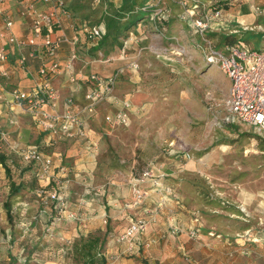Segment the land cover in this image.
<instances>
[{
    "label": "rangeland",
    "instance_id": "374dc122",
    "mask_svg": "<svg viewBox=\"0 0 264 264\" xmlns=\"http://www.w3.org/2000/svg\"><path fill=\"white\" fill-rule=\"evenodd\" d=\"M177 1L170 7L161 0L164 10L153 16L156 23L175 10L176 24L171 31L154 30L151 19L139 22L120 38L119 46L109 47L105 53L100 49L93 58L102 64L118 62L110 74L101 76L113 78V97L127 100L129 106L125 124L98 121L94 138L83 139L88 141L91 154L85 153L82 161L91 160V170H77L72 154H62L56 160L49 149L38 147L51 158L47 176L39 179L37 164L25 162L19 155L20 148L35 144L34 139L10 148L0 138V154L5 156L10 178L24 183L11 198V220H6L3 208L0 210V264H77L72 259V243L79 236H101L105 229L114 228L108 217L110 200L121 199L118 194L144 169L154 174L171 173L163 179L173 181L175 206L185 212L176 217L173 214L170 228H177V235L184 232L194 243L186 249L164 252L165 258H175L178 264H203L210 258L208 253L215 256L220 250L223 232L240 229L244 236L255 232L256 241L251 243L256 244V250L249 257L263 264L264 151L258 146L264 145V132L242 124L229 129L220 121L227 78L216 66L204 65L199 37L185 13L191 8L187 5L184 9ZM216 1L223 4L220 18L205 32L213 34L211 41L216 43L221 34L239 32L245 38L242 45L263 49L264 0L206 2ZM95 2L101 12L115 13L113 0ZM239 2L250 4L252 10L237 14L234 6ZM255 6L262 8L261 12H256ZM194 10L191 13L198 15ZM94 25L100 27L91 20L88 28ZM99 30L104 31L102 26ZM101 35L88 41L91 48L101 42ZM257 39L259 45L254 44ZM130 63L136 68L131 69ZM101 103L109 112L114 111L112 103ZM7 192L8 178L0 165L1 201ZM52 192L61 199H50ZM60 211L74 212L78 219L65 218ZM56 216L58 219H53ZM52 219L53 224H49ZM247 227L251 229L244 230ZM121 232L106 233L105 241L120 244L115 238Z\"/></svg>",
    "mask_w": 264,
    "mask_h": 264
},
{
    "label": "crops",
    "instance_id": "0c3cea01",
    "mask_svg": "<svg viewBox=\"0 0 264 264\" xmlns=\"http://www.w3.org/2000/svg\"><path fill=\"white\" fill-rule=\"evenodd\" d=\"M95 1L62 0V9L57 11V17L49 31L41 29L40 37L34 38V44L31 46H19L16 42H9L8 37H13L15 41L31 37L29 18L24 13L26 5H30L38 11L49 9L51 6L39 0H1L0 8L11 20V25L6 28L2 15H0V48L4 49L7 55V60L0 64V69H3L8 74V78L5 81L6 91L12 87L27 91L35 86L38 81L37 70L40 64L49 62L42 44L46 37L53 39L59 34H64L68 37L76 35L77 57L71 62L69 72L63 68L67 61L68 44L63 41L54 44V59L57 60L60 66V72L51 77L49 82L55 94L54 111H59L64 107L65 98L68 96L71 97L72 108H79L83 105V90L87 75L90 72L100 75L110 74L113 71V65L118 63L116 61L114 64H102L93 59L97 57L100 49L91 48V42H88L91 38L87 37L85 30L88 27V23L90 25V21L95 20L101 13L102 8ZM120 2L121 0H113V7H118ZM165 2L172 7V3H175V0H165ZM234 9H236L237 14L241 13L242 15L252 10L251 5L245 2L237 3ZM174 11L171 9L169 16V25L171 27L176 24V18L173 17ZM171 27L169 31H171ZM254 44L259 45V39L255 40ZM115 50L116 48L113 49V52ZM20 55L25 56L23 64L17 62ZM69 73L76 76L73 82L68 80ZM6 91L2 92V95L8 100L9 97ZM108 109L110 108L105 103H100L93 114L84 115L86 134L83 139L87 138L90 141L92 140L90 139L91 136L94 138V127L98 121L104 123L103 114L107 111L109 112ZM48 110L50 109L48 108ZM0 133L2 134V140L10 148L19 146L18 144L22 141L24 142L25 139L30 138L34 139L35 144L36 142L39 143V145H36L37 147L49 149L52 155L57 156L55 157L56 160H59L62 154H72L74 167L77 170L81 171L86 169V167H89V170L93 168L91 160L89 163H86L85 160L82 161V156L84 157L85 153L91 154L87 140L68 136L54 144H48L45 134L39 130L36 124V118L26 110L10 103H0ZM35 133L36 136H34ZM76 143L78 144L77 149H74ZM42 153L46 154L44 151ZM169 174L171 173H163L164 177ZM162 182L170 188V193L158 191L157 188H152L145 182L142 186L145 190V197L138 206H129V201L131 200L130 182V185L118 194L121 199L110 200L112 206L108 217L109 219L111 218L110 222L114 228L107 229L109 235L123 230L126 224L134 219L144 220L145 228L120 244L114 243L112 239L106 240L103 254L106 258V264H178L175 258H165L164 252H175L193 246L194 243L187 239L184 232L177 235L171 231L170 226L173 224L174 216L182 215L181 212H185V210L182 207L177 210L178 208L175 206L177 191L171 184L173 181L165 178ZM238 219L240 220V218ZM181 223L186 225L184 222ZM250 229L251 227H247L244 230ZM249 232L246 236L240 234V229L234 232H223L222 237L219 238L221 242L220 250L217 251L215 256L208 253L207 255H210V258L203 264H259L256 260L249 257L250 252L254 249L256 250L254 246L256 244L252 243L257 238L255 232ZM106 254H109V256ZM194 263L197 264V261Z\"/></svg>",
    "mask_w": 264,
    "mask_h": 264
},
{
    "label": "built area",
    "instance_id": "2783aa9c",
    "mask_svg": "<svg viewBox=\"0 0 264 264\" xmlns=\"http://www.w3.org/2000/svg\"><path fill=\"white\" fill-rule=\"evenodd\" d=\"M51 7L46 10H35L30 5H26L24 13L29 18V29L31 37L15 41L13 37H8L9 42H16L17 45L31 46L34 44L33 39L40 37L41 29L49 31L53 22L57 17V11L62 9V0H39ZM161 2V0H158ZM1 2V0H0ZM184 9L188 5L191 9L185 10L190 20V24L195 34L198 35L202 51V61L204 65H214L223 72L228 80V87L225 97L221 103L222 114L220 121L227 125H247L257 131L264 132V50L247 49L240 44H227L222 48H215L211 40L206 35V29L209 24L221 16V10H206L202 3L197 0H178ZM163 7V6H161ZM158 7L151 12L149 19L154 24L155 12L162 11L164 8ZM145 7H141L144 10ZM199 9V14L191 13ZM256 12H261L262 8L254 7ZM162 15L164 13H161ZM0 15L4 26L8 28L11 20L3 13L0 8ZM193 15V16H192ZM163 19V18H162ZM159 20V18H158ZM88 38L99 35L100 30L97 26H90L85 30ZM65 42L69 46L67 61L63 68L70 71L71 62L77 57V37L76 35L65 36L59 34L53 39L46 37L42 42L45 48V54L49 58V62L41 63L38 70V81L35 86L27 91L17 87H12L6 91L5 81L8 74L0 69V103H10L23 110H26L36 118V124L39 130L45 134L46 142L54 144L63 140L68 136L77 138H85V118L84 115H91L95 112L96 107L103 101L112 103L113 112H107L103 115V121L108 124H125L127 117L125 110L129 103L127 100H120L113 97L111 92L113 78L101 76L95 72H90L84 84L83 100L84 103L79 108H72L71 97L65 98L64 107L59 111H54V90L50 85V78L60 72V66L54 59V44ZM7 60L4 49L0 48V64ZM25 56L20 55L17 59L19 64H23ZM131 69L136 68L135 63H130ZM76 76L69 73L68 80L73 82ZM6 91L9 99L6 100L2 92ZM48 108L50 110H48ZM2 139V134L0 133ZM19 155L25 162L35 163L38 167V178H45L51 166V158L47 154H43L35 144H29L19 149ZM163 174H154L148 169L142 170L137 176L131 179V200L129 206H138L145 197L143 184L147 182L152 188H157L163 193H170V188L163 184ZM49 198L60 200L61 197L52 192ZM61 216L68 219H78L74 212L60 211ZM59 217V216H58ZM56 218L54 219H58ZM145 228V221L135 219L123 228L122 232L117 235L115 240L122 242L133 237ZM172 232H177V228L172 227ZM191 234V233H190Z\"/></svg>",
    "mask_w": 264,
    "mask_h": 264
},
{
    "label": "trees",
    "instance_id": "16d2710c",
    "mask_svg": "<svg viewBox=\"0 0 264 264\" xmlns=\"http://www.w3.org/2000/svg\"><path fill=\"white\" fill-rule=\"evenodd\" d=\"M199 3L205 5V9L215 10L222 8V2L216 1L213 3L206 2V0H197ZM206 2V4H205ZM141 7H145L141 10ZM161 7V3L158 0H121L118 7L113 8V13L107 14L106 12H101L99 17L95 19L96 23L103 27L104 31L101 42L94 47V49H102L105 53L108 51L109 47L119 46L121 44L120 38L125 36L129 30L134 28L139 22L148 21L150 12H153L156 8ZM198 8L197 11H199ZM99 27V28H100ZM154 30L161 32L162 30H169L171 25H169V18H164L158 20L156 23L152 24ZM210 40H212L213 34H206ZM245 38H242L239 32H230L226 34H221L217 38V42L211 41L215 48H222L227 44H241ZM242 45V44H241ZM247 49H254L253 47L242 45ZM258 50H264L261 48H256ZM229 129L234 128V126L229 125ZM253 137L260 141L259 136L253 135ZM259 150L264 151V145L258 146ZM0 165L4 171V174L8 178V192L6 198L1 201L0 207L3 208L4 215L7 221L11 220L10 214V202L11 198L16 196V193L24 187L22 180L14 182L10 178L9 169L5 163V156L0 154ZM54 219V218H53ZM49 224H53V220ZM49 227V226H48ZM48 229V228H46ZM107 229L100 236L98 233L88 234L86 236H79L72 243V259L77 264H106V258L102 253V246L105 241V236Z\"/></svg>",
    "mask_w": 264,
    "mask_h": 264
}]
</instances>
